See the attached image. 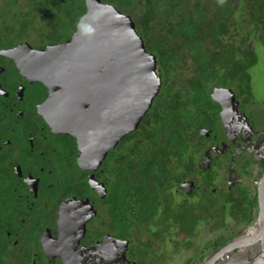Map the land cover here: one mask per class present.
<instances>
[{
    "label": "flooded vegetation",
    "instance_id": "obj_1",
    "mask_svg": "<svg viewBox=\"0 0 264 264\" xmlns=\"http://www.w3.org/2000/svg\"><path fill=\"white\" fill-rule=\"evenodd\" d=\"M257 3L242 0L226 16L223 83L213 78L200 105L175 108L173 127L186 132L160 141L161 203L149 193L147 210L159 212L144 219L134 217L144 209L130 185L140 167L135 153L140 159L151 146L132 135L150 111L106 152L86 146L64 103L71 70L62 78L52 65L67 54L45 53L70 42L86 14L66 41L45 39L39 18L12 44L0 26V264H264L263 247L247 260L230 246L262 216L264 95L252 89L259 47L264 52V4ZM212 13L207 30L221 18Z\"/></svg>",
    "mask_w": 264,
    "mask_h": 264
},
{
    "label": "trees",
    "instance_id": "obj_2",
    "mask_svg": "<svg viewBox=\"0 0 264 264\" xmlns=\"http://www.w3.org/2000/svg\"><path fill=\"white\" fill-rule=\"evenodd\" d=\"M241 1L102 0L132 17L146 49L157 59L163 80L161 92L154 101L155 106L148 113L146 125L132 135L134 138L149 141L151 146L150 151L140 159L137 152L134 157V162H138L140 167L136 169L138 175H135L134 186L130 185V188L133 187V191L136 188L134 194H138V206L144 209L138 212L135 210V218H149L159 212L148 211L147 207L151 203L148 199L149 193L161 203L158 198L164 185L165 152L161 149L160 141L175 139L186 132L184 127V130L173 127L176 125V117H173L175 108L182 102H186L189 107L200 105L205 93L210 90L213 78L218 84L224 81L221 76L228 72L229 67L218 62L219 58L227 59V52H219V48L227 44L226 16L233 18V14L240 9ZM257 1L264 4V0H248V3L256 4ZM258 3L261 7V3ZM86 12V0H0V26L3 28L2 34L7 36L8 42L12 44L15 38L23 33L29 20L39 18L42 22L39 32L45 39L53 42L66 41L70 39L80 21V14ZM210 12L221 18L217 26L209 23L212 29L207 30L206 14ZM42 14H51L52 22H44ZM195 14H199L198 21L194 19ZM210 36L213 41H209ZM162 110L163 113L160 112ZM169 116L173 118L168 121ZM139 148L142 146L137 145L136 149ZM215 212L223 215L227 213L225 209H215ZM198 218H201V214Z\"/></svg>",
    "mask_w": 264,
    "mask_h": 264
},
{
    "label": "water",
    "instance_id": "obj_3",
    "mask_svg": "<svg viewBox=\"0 0 264 264\" xmlns=\"http://www.w3.org/2000/svg\"><path fill=\"white\" fill-rule=\"evenodd\" d=\"M86 7L72 40L45 53L67 54L52 65L62 78L71 70L64 103L78 119L74 134L86 146L103 147L106 152L138 129L161 91L162 79L157 59L146 49L132 17L102 0H86ZM82 106L89 112H82ZM261 203L257 229L250 228L230 243L242 249L247 260L255 257L257 247L264 248V187Z\"/></svg>",
    "mask_w": 264,
    "mask_h": 264
},
{
    "label": "rangeland",
    "instance_id": "obj_4",
    "mask_svg": "<svg viewBox=\"0 0 264 264\" xmlns=\"http://www.w3.org/2000/svg\"><path fill=\"white\" fill-rule=\"evenodd\" d=\"M261 49L262 47H259V66H256L252 71V89L256 94L258 93L259 96L264 95V52Z\"/></svg>",
    "mask_w": 264,
    "mask_h": 264
}]
</instances>
